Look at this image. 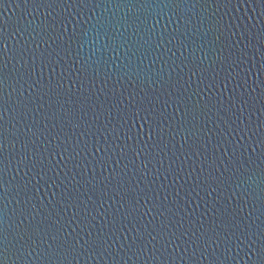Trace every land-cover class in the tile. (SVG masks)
<instances>
[{
	"label": "water",
	"instance_id": "95a60500",
	"mask_svg": "<svg viewBox=\"0 0 264 264\" xmlns=\"http://www.w3.org/2000/svg\"><path fill=\"white\" fill-rule=\"evenodd\" d=\"M0 264H264V0H0Z\"/></svg>",
	"mask_w": 264,
	"mask_h": 264
}]
</instances>
